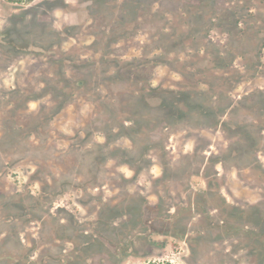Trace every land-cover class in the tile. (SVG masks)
<instances>
[{
  "label": "trees",
  "instance_id": "obj_1",
  "mask_svg": "<svg viewBox=\"0 0 264 264\" xmlns=\"http://www.w3.org/2000/svg\"><path fill=\"white\" fill-rule=\"evenodd\" d=\"M192 1L193 7L196 6L191 13L196 18L195 26L202 28L216 17L218 8H212L215 3L208 0ZM164 2H122L130 10L124 23L127 25L135 20H142V15H135V7L143 9L146 17H155L159 13L163 18L160 21L164 22L178 7L177 4L172 7L170 2H165L169 5H164ZM199 4L204 7L198 6ZM208 8L212 15L204 11ZM189 12L187 10L185 13L189 15ZM206 13L211 16L204 20ZM116 18L119 20V17ZM184 23L189 26L188 21ZM169 30L170 27L163 24L143 25L140 34L148 37V51L141 48L142 54L130 59L110 48L111 45L100 36H95L91 46L95 55L99 54L97 59L91 57L82 60L80 52L75 56L69 51L57 53L52 48H41L36 52H43L42 57L46 59L49 71L47 75L37 78V85H42L39 91L15 88L0 93V170L29 159L36 168L28 178V187L30 189L35 184L39 185L36 195L31 194L29 189L12 195L0 192V264H102L106 259L109 264H113L110 263L113 258L108 251L112 248L122 249L125 241L126 249L132 247L134 237L122 240L120 235H116V239L112 240L110 232L118 234L125 228L129 232L145 231L151 236L156 234L158 226H163L164 219L176 217L171 214L174 207L178 206L179 212H191L195 210V206L202 204L203 196L206 201L201 209L214 210L213 206L208 207L206 203L215 198L227 206L218 192H212L214 188L218 190L216 181L219 174L216 166L220 164L223 169L237 171L259 168L257 153H264V124L241 123L238 114L243 108L254 120L252 113L255 116L264 114V100L251 98L249 105H246L244 100H236L220 92L214 93L211 105V98H206V94L185 86L176 89L152 86L155 67L165 65L170 68L169 63L161 59L175 53V46L178 44ZM123 34L124 32H119L112 35L118 40ZM0 37L2 47L7 41V35ZM199 47L198 50L202 51L203 47ZM18 49L32 53L29 49ZM231 57L234 58L235 54ZM44 98L48 99L49 105L42 103L35 114H24L30 101ZM78 100L90 104L91 113L84 127L79 130L82 136L76 132L70 138L68 148L57 155L53 147L47 146L49 125L61 110ZM218 100H221L222 105H216ZM201 121L210 122L202 126L221 132L223 141L217 153L205 155L210 144L202 146L197 139L190 154L177 159L169 157L166 150L168 137L185 125L199 124ZM96 134L102 136L103 142L94 140L93 136ZM119 141H127L129 145H120ZM238 146L244 147V152L240 155ZM151 153H156L162 169L161 175L154 178L152 183L164 191L162 197L154 192L158 202L153 206L140 196L136 199L128 189L143 170L150 166ZM54 161L63 165L59 171H50ZM108 162L126 166L133 173L132 176L126 178L110 171L106 167ZM40 163L45 165L43 169L40 168ZM196 175L205 178L206 190L194 192L191 189V178ZM108 186H114L119 191L116 195L119 201L111 207H108L104 197L93 194L96 189ZM176 189V194L173 195ZM71 193L80 195L77 203L83 208L95 203L90 214L96 212V218L88 225L72 215H60L58 212L63 211L60 208L52 212L56 198ZM181 194H184L190 208H184ZM153 209L157 211L152 214ZM252 209L257 210L255 213L258 217L254 225V236L257 244L263 246L264 202L253 205ZM182 217L187 225L191 216ZM225 217L221 216L220 221L228 226L230 223ZM118 218L127 220L121 225L120 222H115ZM34 223L38 224L36 238L32 240L31 246H25L22 235L28 225ZM136 224H142L143 227L137 228ZM186 225L180 227L185 229ZM146 243L150 246L153 242L147 240ZM66 244L71 247L68 252L64 247ZM38 246L46 249L42 255L38 253V262H33V253H36ZM261 258L263 259H259L262 260Z\"/></svg>",
  "mask_w": 264,
  "mask_h": 264
},
{
  "label": "rangeland",
  "instance_id": "obj_2",
  "mask_svg": "<svg viewBox=\"0 0 264 264\" xmlns=\"http://www.w3.org/2000/svg\"><path fill=\"white\" fill-rule=\"evenodd\" d=\"M125 1L127 0H0V36L7 35V41L0 47V93L15 88L22 91H39L42 85H37V78L47 75L49 68L46 59L42 57L43 52L36 50L52 48L54 52L69 51L75 56L80 52L82 60L91 57L97 59L99 54L95 55L91 46L95 36H100L104 42L111 45L110 48L130 59L148 51V37L140 34L143 25L163 24L167 28L170 27L172 38L175 42L178 41V44L175 46V53L165 55L161 59L169 63L170 68L165 65L155 67L152 86L163 89L185 86L206 94V98H211V105L214 93L220 92L236 100H244L246 105H249L251 98L264 100V0H208L215 3L212 8H218L217 15L202 28L194 24L196 18L191 13L195 11L196 6L193 7L192 0H164L170 2L172 7L175 4L178 6L172 15L166 17L167 20L169 18L167 22L166 19L161 22L163 18L157 12H154L157 13L155 17H146L143 9L135 7V15H142V20H135L127 25L124 21L130 15V10L123 6L122 2ZM165 2L164 5H169ZM198 6L204 7L200 4ZM187 10L190 11L189 15L185 13ZM204 11L212 15L209 8ZM208 16L206 13L204 20L210 17ZM116 17H119V20ZM184 21L189 22L188 27ZM119 32H124L123 37L116 40L112 34L117 35ZM1 40L0 37V42ZM199 46L203 47L202 51L198 50ZM18 48L29 49L32 53L20 51ZM141 48H144L143 51ZM234 54L235 57L232 58ZM47 100L44 98L30 101L24 114H35L42 103L49 105ZM217 104L222 105L221 100H218ZM91 109L90 104L78 100L61 110L49 125L47 146L53 147L57 155L58 152L65 151L71 142L70 138L74 137L76 132L82 136L79 130L87 122ZM240 110L238 115L241 123L264 124V114L255 116L252 113V120L248 111L243 108ZM198 123L200 125H185L168 137L166 150L169 157L177 159L190 154L197 139L202 146L210 144L205 155L217 153L223 141L221 132L202 126L210 124L209 121ZM262 134L264 136V131ZM93 138L97 142H103L101 135L96 134ZM120 145L128 146L129 143L121 141ZM224 146L225 144L221 148ZM237 148L239 155L244 152V147ZM150 155V166L143 170L128 189L136 199L140 196L153 206L158 202L154 192H158L157 195L162 197L164 191L152 183L154 178L161 175L162 169L156 153ZM28 160L0 170V192L12 195L14 192L28 191V178L36 168L33 161ZM257 160V170L253 167L237 171L223 169L220 164L216 166L219 174L216 181L218 190L214 188L212 192H218L227 206L215 198L206 203L208 207L213 206L214 210L201 209L206 201L203 196L202 204L195 206V210L191 212H179V207H174L171 214L176 217L164 219L163 226H158L156 234L151 236L145 231L129 232L125 228L118 234L110 232L112 240L116 239V235H120L122 240L134 237L133 248L126 249L125 241L122 243V249L112 248L108 251L113 258L110 263L264 264V244L259 246L254 236L257 210L252 209L253 205L264 202L263 152L257 153ZM39 166L43 169L45 165L40 163ZM62 166L58 161H54L50 171H59ZM106 167L126 178L133 174L126 166H116L114 162H108ZM190 186L194 192L206 190L205 178L201 175L192 177ZM38 189L39 185L35 184L29 190L31 194L36 195ZM176 191L177 189L173 191V195ZM118 192L114 186H108L96 189L93 194L104 197L108 207H111L119 201L116 196ZM79 198L77 193L57 197L52 205V212L60 208L63 210L58 212L60 215H72L76 220L88 225L96 218V212L90 214L95 203L83 208L77 203ZM181 198L184 200V208H188L190 204L184 194H181ZM154 211L157 210L153 209L151 213ZM182 215L191 216L187 225ZM221 216H226L230 225L220 221ZM126 220L127 218H118L115 222L122 225ZM137 224V228L143 227L142 224ZM87 225L85 228H88ZM185 225V229H182ZM36 232L37 223L28 225L22 235L23 245L31 246ZM105 234L108 235V232ZM147 240H151L152 245L148 246ZM64 247L67 252L71 249L69 244ZM45 249L38 246L36 253H33V262H38V253L42 255ZM260 257L263 259L260 260ZM103 262L109 264L107 259Z\"/></svg>",
  "mask_w": 264,
  "mask_h": 264
}]
</instances>
